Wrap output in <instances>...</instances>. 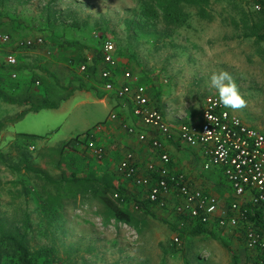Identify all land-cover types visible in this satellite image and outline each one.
Listing matches in <instances>:
<instances>
[{
  "label": "rangeland",
  "instance_id": "1",
  "mask_svg": "<svg viewBox=\"0 0 264 264\" xmlns=\"http://www.w3.org/2000/svg\"><path fill=\"white\" fill-rule=\"evenodd\" d=\"M185 8L186 20L169 26L162 15L143 14L140 0H0V33L45 39L42 46L16 50L22 66L16 79L5 72L0 78L21 101L38 97L57 103L86 88L80 66L92 63L109 38L122 70L133 72L174 127L202 120L206 98L218 94L209 77L227 71L246 101L231 111L264 129V37L250 35L264 33L262 16L251 0H212L205 17L196 8ZM6 49L0 43L2 61ZM64 51L71 56L64 58ZM78 97L76 92L57 115L44 109L19 120L32 105L0 100L5 125L0 130V218L27 230L33 253L50 250L45 264L248 263L250 251L241 232L213 228L198 235L181 233L172 229L176 216L169 208L142 209L134 199L120 202L115 194L121 180L104 167L105 156L90 149L86 123L77 116L85 109L73 107ZM77 119V127H71ZM16 130L41 136L23 138ZM31 168L55 179L76 174L96 181L86 185L75 203L55 212L43 207L44 185ZM115 206L131 220L120 221Z\"/></svg>",
  "mask_w": 264,
  "mask_h": 264
},
{
  "label": "built area",
  "instance_id": "2",
  "mask_svg": "<svg viewBox=\"0 0 264 264\" xmlns=\"http://www.w3.org/2000/svg\"><path fill=\"white\" fill-rule=\"evenodd\" d=\"M256 11L264 10L260 3H253ZM0 43L7 49L4 59L10 66L20 62L16 50L32 49L45 44L43 35L14 36L0 33ZM103 67L101 77L107 91L115 92L120 98L133 103V114L141 118L143 124L156 132L151 138L153 148L160 151L162 165L148 164V175H144L137 164L133 151H127L120 161L118 170L138 186L148 188V198L161 207L170 206L177 215L202 224H216L221 228L241 231L247 249L254 252L257 264H264V230L249 218V213L260 212L264 219V129L245 123L219 101V94L210 95L205 100L202 120L189 121L176 128L177 137L192 147L201 149L206 158L204 169L215 166L231 185L232 195L227 205H222L218 195L196 188L184 173L174 172L172 157L165 150V144L158 136H172L174 126L158 106L151 102L146 87L137 81L130 69L122 72V81L116 85L112 81L119 66L116 44L112 39L104 40ZM86 63L80 69L85 71ZM16 73L12 76L16 77ZM130 134H136L140 141L148 138V133L138 132L134 126L125 124ZM98 127L97 129H99ZM88 144L99 158L104 157V149L97 145L93 133L88 134ZM156 174L157 177H154ZM177 199L170 202L168 195ZM119 197V194H115ZM178 240V238H176Z\"/></svg>",
  "mask_w": 264,
  "mask_h": 264
},
{
  "label": "crops",
  "instance_id": "3",
  "mask_svg": "<svg viewBox=\"0 0 264 264\" xmlns=\"http://www.w3.org/2000/svg\"><path fill=\"white\" fill-rule=\"evenodd\" d=\"M67 52L68 51H64V54L66 53L64 58H69L71 56V54H67ZM95 56L92 58V60L95 58ZM102 67L103 59L98 65V70L94 78L88 77L86 74H84L85 71H82V79L86 84V88L81 87V89H76L73 91L70 95L61 100L58 107L45 109L57 111L55 112L57 115L59 111H61L62 107L66 106V104L69 102V99H71L73 95L75 96L76 92H79L78 101L73 106L75 107L74 111L80 110L81 108L85 109L77 116L83 120L84 123H86L85 135L93 133V139L96 144L103 147L105 157L102 162L104 163V167L108 169L109 172L113 170L114 172L118 173L116 176L121 180L120 183L122 186L120 188H124L127 194H129L134 199V201H147V199H149L148 188L144 186H138L133 180L126 178L119 172L118 166L127 151H133L136 154L137 164L144 175L149 174V170L147 169L148 164L154 163L157 167L161 166L162 161L160 159V151L155 150L151 144V138L156 135V132L145 126L141 118L133 114V103L130 100L126 98H120L114 91L110 92L105 89V81L101 77ZM122 69L123 68L120 67V65L115 69L113 81L116 83V85L123 79ZM43 110L44 109H41L37 112H28L22 118L31 113H40ZM78 122V119L75 122L73 120V123L71 122V127H77ZM64 123L69 125L70 118L66 119ZM125 124L134 126L138 132L145 131L148 133V138L146 140L140 141L136 134H130L127 132L124 127ZM170 124L172 123L170 122ZM98 127L100 128L97 129ZM14 132L18 134L24 133L18 132V130ZM32 133L34 132H31V135L37 137L41 136L39 134ZM158 137L162 139L165 144V150L172 157L171 166L174 172L184 173L194 187L210 191L211 193L219 196L222 205L228 204L230 201V195H232V189L231 185L222 173L221 168L213 166L209 170L204 169L206 158L203 156L201 149L192 147L187 143L182 142L177 137V131L175 127L172 136L167 137L159 135ZM42 138L45 139L46 137ZM153 176L157 177L156 174H153ZM167 197L171 203L177 199L173 194L170 196L168 195ZM156 206H159V204H150L149 208ZM163 208H170L169 210L176 216L175 218L179 216L172 211L170 206H165ZM190 221L192 224H197L195 221ZM206 226L208 229H226L221 228L216 224H209ZM231 231L234 233L236 232V234L241 232L233 230ZM241 240L245 246L243 238H241ZM233 244L238 245L236 239H233ZM249 251L250 257L247 259V264H257L258 261L254 252L251 250Z\"/></svg>",
  "mask_w": 264,
  "mask_h": 264
},
{
  "label": "trees",
  "instance_id": "4",
  "mask_svg": "<svg viewBox=\"0 0 264 264\" xmlns=\"http://www.w3.org/2000/svg\"><path fill=\"white\" fill-rule=\"evenodd\" d=\"M212 0H140L142 13L147 16H159L162 15L163 19L169 26H179L187 18L186 8L192 7L197 9L198 15L205 17L207 15L208 6L211 4ZM252 3H260L264 8V0H251ZM262 16V26L264 27V10L257 11ZM14 35L11 32H8ZM250 35H256L257 38H263L264 33L257 34V30L251 32ZM17 36V35H14ZM61 46H75L73 42H62ZM4 55V54H3ZM103 59L102 48L96 53L95 58L92 63L87 64V68L84 72L88 77L94 78L98 70V65ZM20 64V62H19ZM10 66L7 64L5 59L0 60V77L3 72L8 73L10 77L16 79L22 72V66ZM16 73V77L12 74ZM113 81V79H112ZM9 86L6 82L2 81L0 78V100L6 103L12 104H24L32 105V108L24 110L17 116L16 120L21 119L28 112H37L45 108H56L59 106L61 101L57 103H52L46 99L34 98L32 101H21L19 98L12 96L8 92ZM20 86H18L19 88ZM36 99V100H35ZM15 120V121H16ZM4 123L0 122V130L3 129ZM23 138H35L36 136H28L22 134ZM35 170L37 177L43 182V192L44 198H42L43 207L48 210H64L68 205L76 202L77 197L83 191L87 184L92 183L95 178L89 176H79L74 174L70 178L55 179L51 177L46 171L41 169H30ZM29 170V171H30ZM55 185V190H49L48 187ZM119 201L126 202L132 200L133 198L127 194L124 188L119 189ZM136 203L141 204L142 209H149V205H157L156 202H152L150 199L146 200H135ZM170 209V208H169ZM117 218L120 221H130L129 214L118 206H115ZM249 218L255 220L264 230V219L263 215L258 212L255 215L249 213ZM29 221V220H26ZM172 229L179 232H189L192 235H198L207 232L209 229L206 224L197 223L192 224L190 220L185 217L178 216L175 218L174 222L171 223ZM26 228V227H25ZM27 230H23L22 227L10 226L3 222L0 218V264H45L48 261L50 250L46 248H41L39 250L40 255H36L32 252L27 238ZM41 256H43L42 260Z\"/></svg>",
  "mask_w": 264,
  "mask_h": 264
},
{
  "label": "clouds",
  "instance_id": "5",
  "mask_svg": "<svg viewBox=\"0 0 264 264\" xmlns=\"http://www.w3.org/2000/svg\"><path fill=\"white\" fill-rule=\"evenodd\" d=\"M211 87L215 88L219 94V101L225 107L234 110L246 105V101L240 94L232 76L227 71L214 72L209 77Z\"/></svg>",
  "mask_w": 264,
  "mask_h": 264
}]
</instances>
